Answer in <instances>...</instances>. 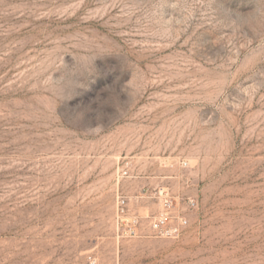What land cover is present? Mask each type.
I'll use <instances>...</instances> for the list:
<instances>
[{
    "label": "rangeland",
    "instance_id": "374dc122",
    "mask_svg": "<svg viewBox=\"0 0 264 264\" xmlns=\"http://www.w3.org/2000/svg\"><path fill=\"white\" fill-rule=\"evenodd\" d=\"M90 259L264 264V0H0V264Z\"/></svg>",
    "mask_w": 264,
    "mask_h": 264
},
{
    "label": "built area",
    "instance_id": "2783aa9c",
    "mask_svg": "<svg viewBox=\"0 0 264 264\" xmlns=\"http://www.w3.org/2000/svg\"><path fill=\"white\" fill-rule=\"evenodd\" d=\"M161 207L159 215L149 223V231L160 238L178 240L184 235L188 227V220L185 216H174L173 212L176 206H174L172 199L167 194H164L162 197ZM186 208L193 210L196 208V203L193 200H187ZM128 212L127 200L125 198H118L116 213L117 225L121 228L120 236L137 237L139 234V220L137 218L129 220L127 218ZM89 264H96V262L94 259H90Z\"/></svg>",
    "mask_w": 264,
    "mask_h": 264
}]
</instances>
